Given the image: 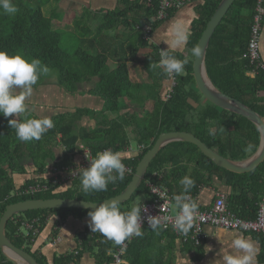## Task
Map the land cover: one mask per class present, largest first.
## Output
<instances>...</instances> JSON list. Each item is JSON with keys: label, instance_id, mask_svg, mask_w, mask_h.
Here are the masks:
<instances>
[{"label": "trees", "instance_id": "16d2710c", "mask_svg": "<svg viewBox=\"0 0 264 264\" xmlns=\"http://www.w3.org/2000/svg\"><path fill=\"white\" fill-rule=\"evenodd\" d=\"M115 1V6L102 14L99 24L93 29L83 27L74 20L73 31L77 32L80 42L73 51H68L62 44L65 30L54 26L53 19L58 16L46 15L43 11L50 0H11L18 8L15 15L5 14L0 9V50L9 55L20 54L27 60L38 58L51 70L48 76H40L35 85L54 78L67 93L74 94L81 93L78 90L80 85L92 82L86 93L103 101V106L98 110L79 107L52 115L50 118L54 127L38 141H19L15 130L8 124V120L15 117L0 115V217L6 205L26 199L77 198L99 202L119 194L131 180L139 160L162 132H192L207 146L232 160L246 159L257 150L260 131L256 126L247 118L218 108L206 100L201 103L202 94L197 90L192 76V50L220 0H190L195 2V17L190 23L186 39L187 54L168 50L177 59H186L187 63L184 72L176 75L168 99L163 97L167 75L162 68L153 67L158 65V46L153 41L143 39L142 28L151 23L152 35L179 9L169 10L164 19L152 20L158 10L157 0ZM256 1L234 0L211 36L205 66L215 87L264 116V68L250 75L248 72L252 65L246 54ZM121 26L123 31L119 32ZM83 44L86 48L82 47ZM145 47L149 51L140 56L139 51ZM110 60L115 64L110 66ZM129 61L142 66L147 81L131 80ZM149 100L153 102L152 108L146 110L145 104ZM143 109L146 112L139 116V111ZM26 115L27 118H41L31 111ZM83 116L94 118L95 126L89 129L78 127L77 121ZM16 119H25V114ZM221 126L225 131H220ZM209 129H215L216 135H209ZM129 131L133 133L135 141L143 143L145 148L135 157L124 159L126 164L132 166L133 173L125 174L123 180H117L114 184L110 183L107 191L84 193L77 177L66 189L61 185L50 186L46 191L32 195L16 193L35 181L46 182L39 176L17 186L12 175L26 173L29 162L36 168L35 174H43L56 157L54 149L57 145L62 147L64 153V157L57 161V166L69 165L73 162L71 157L79 141L84 142L93 155L103 148L119 152L132 140ZM248 145L252 146L250 151L247 150ZM184 176H190L195 181V186L188 192L193 197L198 195L203 186L223 185L228 188L225 192L228 210L244 219L256 216L258 203L264 195V161L250 172L236 173L215 165L197 146L184 141L170 142L158 151L131 198L120 203V211L128 212L137 203L140 205L142 201L152 198L147 187L148 181L182 193L180 180ZM139 195L143 199L133 203ZM89 211L82 208L27 210L9 219L5 232L14 245L30 253L38 264H77L84 252L92 253L97 264L109 263L112 258L107 252L117 245L103 236L98 240L84 237L82 247L76 254L71 251L56 255L50 263L44 255L32 251L36 237L31 231L27 234L22 231V221L25 219L39 217L38 229L41 231L48 214L58 213L62 218L71 214L82 218L88 217ZM141 230L144 232L143 237H132L128 242L124 255L126 264H172L166 256L170 243L165 239L173 240V232L162 229L157 235L146 226ZM257 236L261 238V256L264 258V236ZM203 243L195 247L199 249ZM187 244L194 247L191 243ZM0 264H13L6 260L1 250Z\"/></svg>", "mask_w": 264, "mask_h": 264}, {"label": "clouds", "instance_id": "9594fccd", "mask_svg": "<svg viewBox=\"0 0 264 264\" xmlns=\"http://www.w3.org/2000/svg\"><path fill=\"white\" fill-rule=\"evenodd\" d=\"M0 9L9 15H15L18 12V8L11 0H0ZM176 35L177 38L171 46L173 49L187 39L186 35L179 31ZM192 51L194 55L199 56L201 50L199 47H195ZM186 63V59H177L171 51L162 50L159 64L153 65V67H160L164 74L173 77L184 72ZM50 71V68L43 65L38 58L27 60L20 54L9 55L0 50V115L15 117L9 119L8 124L11 129L15 130L16 138L19 141H38L43 134L54 127V122L50 117L27 118L26 115L30 111L26 100L32 96L33 85L37 83L40 76H48ZM16 88L21 89L18 94H14L13 90ZM22 114H25V119H16ZM220 131H225L223 126ZM209 135L215 136L216 130L209 129ZM251 148L252 146L248 145L247 150L250 151ZM89 161L87 167L78 166L72 171L73 176L79 177L82 192H104L107 191L110 183L114 184L117 180L124 179L125 165L118 152L105 149L98 152L95 158ZM180 184L183 186L182 193L173 197L174 207L178 212L172 223V228L181 235H187L194 227L198 211V204L189 201L187 196V193L195 186V181L190 176H184L180 180ZM142 209L143 207L137 203L130 211L122 213L118 199L106 200L94 206L87 213L88 227L92 233H100L115 245H122L132 237H143L144 232L141 230ZM166 221L167 217L162 219L158 216H148L147 218L149 228L157 235L162 229L168 227ZM232 246L242 254H224L223 264H253L256 249L250 241L236 238L232 241Z\"/></svg>", "mask_w": 264, "mask_h": 264}, {"label": "crops", "instance_id": "0c3cea01", "mask_svg": "<svg viewBox=\"0 0 264 264\" xmlns=\"http://www.w3.org/2000/svg\"><path fill=\"white\" fill-rule=\"evenodd\" d=\"M68 1L69 6L76 7L74 10L80 11L83 7H88L91 9L90 18L93 20V25L96 26L99 24L102 14L105 13L106 10L112 9L115 6V0H66ZM199 2V1H198ZM195 2H190L187 0L184 6H182L175 15L160 25L156 30H154L152 34V41L154 44L162 46L167 50L178 51L187 54L186 52V41L182 42L177 48L173 49L171 46L173 41L177 38V32L179 31L181 34L188 35L190 23L195 17L194 11ZM73 11L72 8L70 9ZM61 11V10H60ZM64 14L69 13L70 11H64ZM69 13V17L72 15ZM60 13V12H58ZM56 14V13H54ZM74 14V13H73ZM68 15V14H67ZM83 15V14H82ZM58 17L54 18L53 21L57 20L58 23L61 22V15H57ZM58 18V19H57ZM76 18V16H75ZM67 23L71 24L70 20H67ZM67 26V25H66ZM90 28V27H89ZM119 32L123 31V27L121 26L118 30ZM159 41V42H158ZM158 42V43H157ZM149 48L139 51L140 56H143L148 52ZM260 58L264 63V20L261 28V37H260ZM115 64V63H113ZM133 69L136 70V73H133V70H129V76L132 81L140 82L147 81L148 79L145 76L144 71L142 70V66L136 63L133 66ZM167 87V81L164 84V91ZM164 93V92H163ZM89 98L90 104L85 105L84 108L91 109H100L103 106V101L99 97L92 96L86 94ZM152 100H149L145 105L148 107V110L152 108ZM98 104V105H97ZM90 106V107H89ZM73 110V109H70ZM78 127H85L87 129L93 128L95 126L94 118H90V116H83L77 121ZM130 129V128H129ZM129 137L135 141L133 138V133L129 131ZM132 143V141L130 142ZM79 144H84V142L79 141L76 146V151L72 154V160L74 162H79L82 159V154L79 148ZM133 144V143H132ZM87 146V145H86ZM56 148H61L57 145ZM125 158L130 156L131 153H121ZM64 157V153L62 148L59 153L56 155L54 161H52L46 171L43 174H35V166L28 167L27 172L23 174H13L14 183L19 186L23 182H25L29 178L33 177H48L51 175L52 168L57 166V161L61 160ZM228 191V188L223 185H219L218 187L215 184L203 186L198 195H197V204L200 207H206L210 205L217 192L225 193ZM226 194V193H225ZM89 217L77 218L71 214L67 215L65 218H62L58 213H51L46 216V223L43 230L39 231V233L35 236L36 239L32 244V251H37L40 254L44 255L48 262H52L54 256L70 253L75 250L78 245L79 238L82 236H87V226H88ZM26 227L22 228V231L26 233ZM206 238L205 241L199 249L196 247H192L189 244L181 243L176 237L168 240L169 250L167 251V257L172 264H223V255L224 254H232V255H240L238 250L234 249L232 246V241L236 238H244L250 241L254 248L256 249L255 259L253 260V264H264V258L261 256V252L263 251V246L261 242V238L257 235L244 232L241 230H230L224 229L216 226L206 225L205 226ZM79 262L77 264H97L95 257L90 252H84L79 258ZM105 264V263H104ZM106 264H116L112 260Z\"/></svg>", "mask_w": 264, "mask_h": 264}, {"label": "built area", "instance_id": "2783aa9c", "mask_svg": "<svg viewBox=\"0 0 264 264\" xmlns=\"http://www.w3.org/2000/svg\"><path fill=\"white\" fill-rule=\"evenodd\" d=\"M158 1V10L152 20L164 19L169 10L176 8L180 9L187 0H157ZM264 0L256 1L255 13L253 15V21L251 26L250 37L248 40L247 46V57L249 63L252 65V69L248 72L250 75H253L254 72L259 68H264V63L260 58V37H261V28L262 22L264 19ZM152 24L147 23L142 28V37L148 42H152ZM156 50L158 55V64L160 61V52L162 50L168 51L166 48L157 45ZM145 49V48H144ZM146 53V52H144ZM176 81V75L173 77L167 76V87L163 93L164 99H168L171 96L174 84ZM79 148L82 154L81 161L71 163L69 165L54 166L51 171V175L48 177H43L46 179V182L35 181L33 184L22 187L16 191L18 195H27L35 194L38 192L46 191L50 186H63L64 189L67 188L69 183L78 176H73L72 171H74L78 166L87 167L90 163V159L95 158L96 155H93L90 148L86 145L79 144ZM145 148L143 143L134 144L129 143L123 147L118 153L122 158V162L125 165V174L129 175L133 173L132 166L126 164L124 159L133 158L136 155L140 154ZM105 149L103 148L99 152H102ZM111 150V149H110ZM76 151V150H75ZM115 152V151H113ZM121 153H131L130 156L124 157ZM86 154V155H85ZM88 159H87V157ZM157 175V173H154ZM158 176V175H157ZM49 183V185L47 184ZM147 187L149 189V194L152 195V198L147 201H142L140 206L143 207L141 211V228L148 226L147 218L148 216H158L160 218L167 217L168 227L165 230H170L173 232L175 237L181 243H191L192 245L199 246L201 245L206 238L205 226L211 225L224 229L230 230H241L255 235L264 236V195L258 203V209L256 216L251 219H244L237 216L234 212L228 210L226 206V194L223 192H217L213 202L206 206L200 207L198 205V211L196 213V219L194 221V227L190 230L187 235H181L172 228V223L175 216L177 215L178 210L174 207L175 195L181 194L179 192L171 190L169 187L159 184H153L152 182H147ZM189 201L192 199L196 202L197 196L193 197L192 194L187 193ZM197 203V202H196ZM174 209V210H173ZM40 218L36 217L33 219H25L22 221V228L26 227V233H31L33 236H36L39 233ZM199 231V232H198ZM198 232V233H197ZM87 236H82L79 238L77 248L73 250V253L76 254L78 250L82 247V239L84 237H95V240H98L100 233H92L90 228L87 230ZM132 239V238H131ZM130 239V240H131ZM130 240H126L122 245H117L114 249H111L107 252V255L111 256L112 261L116 264H126V258H124L126 247Z\"/></svg>", "mask_w": 264, "mask_h": 264}, {"label": "water", "instance_id": "95a60500", "mask_svg": "<svg viewBox=\"0 0 264 264\" xmlns=\"http://www.w3.org/2000/svg\"><path fill=\"white\" fill-rule=\"evenodd\" d=\"M233 2L234 0H220L217 9H215L208 20L196 45V47H199L201 50L200 55L196 56L193 54L192 76L197 90L202 94L206 101L214 104L218 108L241 115L250 120L256 126L258 131H260V142L257 150L246 159L232 160L222 156L217 151L207 146L192 132H162L158 135L152 147L139 160L127 186L119 194L113 197L99 202L86 201L77 198H33L6 205L4 212L0 217V250L6 257V260H9L13 264H38L36 259L30 253L23 248L14 245L7 237L5 228L10 218L27 210L34 209L82 208L91 210L94 206L106 200L118 199L120 203L126 202L131 198L132 194L143 181L151 160L163 146L170 142L184 141L192 143L197 146L205 156L210 158L215 165L236 173L250 172L264 161V116L237 98L220 91L211 82L206 72L205 58L211 36L228 9L231 8L230 6Z\"/></svg>", "mask_w": 264, "mask_h": 264}, {"label": "rangeland", "instance_id": "374dc122", "mask_svg": "<svg viewBox=\"0 0 264 264\" xmlns=\"http://www.w3.org/2000/svg\"><path fill=\"white\" fill-rule=\"evenodd\" d=\"M68 1L66 0H50L49 3H47L43 7V11L46 15H55L58 14L61 15V22L58 23L57 20L54 22L55 27H61V29L65 30V32L62 35V44L68 51H73L75 46L79 44L78 40V34L76 31H73L74 28V20H77L79 24L83 27H90V29H93V20L89 17L91 9L88 7H83L80 11L74 10L75 7L69 6ZM72 8V12L71 9ZM61 10V11H60ZM64 11H70L71 16L69 17V13L64 14ZM60 12V13H58ZM74 13V14H73ZM83 14V15H82ZM76 16V18H75ZM58 19V18H57ZM67 20L71 21V24L67 23ZM67 25V26H66ZM82 47L86 48L84 44ZM110 66L114 65L111 60L108 62ZM136 64V62L129 61L128 66L129 70H133V73H136V70L133 69V66ZM93 85V83H83V85H80L79 91L81 93H67L63 87H60L57 85V82L54 80V78H51L50 80L44 81V83L39 85H33V93L32 96L29 97L26 100V104L28 105L30 111L38 115L39 117H51L52 115L56 114L57 112L67 111L74 108L84 107L85 105L90 104L89 98L86 94V90L90 88ZM166 89V88H165ZM14 94H18L21 89L16 88L13 90ZM83 92V93H82ZM95 96V95H92ZM97 97V96H96ZM101 99V98H100ZM205 99L203 96H201V103H204ZM98 105V104H97ZM196 106V104L194 103ZM90 107V106H89ZM145 109L148 110V107L145 105ZM132 110V109H131ZM146 110L139 111L138 115L141 116L142 114L146 112ZM134 146L136 145V141L133 139L131 140ZM57 147V146H56ZM55 147V154L57 155L62 148H56ZM28 167H31V163L29 162L27 164ZM143 197L141 195L137 196L135 198V201L133 203H137L138 201L142 200ZM174 210V209H173Z\"/></svg>", "mask_w": 264, "mask_h": 264}]
</instances>
